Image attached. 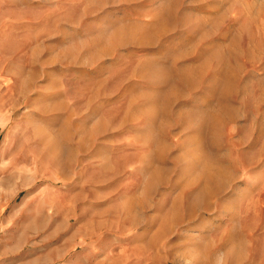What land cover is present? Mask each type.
I'll list each match as a JSON object with an SVG mask.
<instances>
[{"label": "rangeland", "instance_id": "1", "mask_svg": "<svg viewBox=\"0 0 264 264\" xmlns=\"http://www.w3.org/2000/svg\"><path fill=\"white\" fill-rule=\"evenodd\" d=\"M0 264H264V0H0Z\"/></svg>", "mask_w": 264, "mask_h": 264}, {"label": "bare ground", "instance_id": "2", "mask_svg": "<svg viewBox=\"0 0 264 264\" xmlns=\"http://www.w3.org/2000/svg\"><path fill=\"white\" fill-rule=\"evenodd\" d=\"M210 169V168H209ZM214 169V168H213ZM208 173V172H207ZM210 173V172H209ZM212 173V172H211ZM218 173V172H217ZM213 181V178L211 175L206 174L204 182L201 184V187L198 190V195H204V192H207V188H209L211 182Z\"/></svg>", "mask_w": 264, "mask_h": 264}]
</instances>
